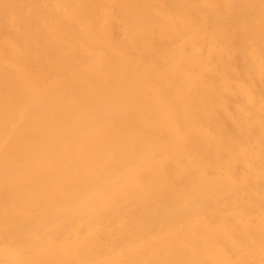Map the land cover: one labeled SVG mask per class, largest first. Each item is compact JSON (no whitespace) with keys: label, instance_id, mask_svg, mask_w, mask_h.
<instances>
[{"label":"bare ground","instance_id":"obj_1","mask_svg":"<svg viewBox=\"0 0 264 264\" xmlns=\"http://www.w3.org/2000/svg\"><path fill=\"white\" fill-rule=\"evenodd\" d=\"M0 264H264V0H0Z\"/></svg>","mask_w":264,"mask_h":264}]
</instances>
